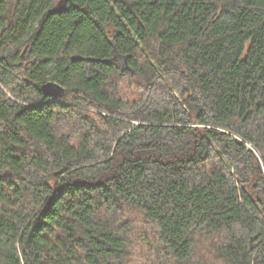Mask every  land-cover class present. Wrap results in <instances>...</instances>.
Listing matches in <instances>:
<instances>
[{
	"label": "trees",
	"instance_id": "trees-1",
	"mask_svg": "<svg viewBox=\"0 0 264 264\" xmlns=\"http://www.w3.org/2000/svg\"><path fill=\"white\" fill-rule=\"evenodd\" d=\"M0 264H264V0H0Z\"/></svg>",
	"mask_w": 264,
	"mask_h": 264
},
{
	"label": "water",
	"instance_id": "water-1",
	"mask_svg": "<svg viewBox=\"0 0 264 264\" xmlns=\"http://www.w3.org/2000/svg\"><path fill=\"white\" fill-rule=\"evenodd\" d=\"M117 57L118 55L116 56L115 60H117ZM87 60L94 61V59H87ZM42 90L46 97L55 98V99L61 98L64 94L63 88L56 83H48L43 86Z\"/></svg>",
	"mask_w": 264,
	"mask_h": 264
},
{
	"label": "rangeland",
	"instance_id": "rangeland-1",
	"mask_svg": "<svg viewBox=\"0 0 264 264\" xmlns=\"http://www.w3.org/2000/svg\"><path fill=\"white\" fill-rule=\"evenodd\" d=\"M120 65L124 66V65H125V63H124V62H121V64H120Z\"/></svg>",
	"mask_w": 264,
	"mask_h": 264
}]
</instances>
